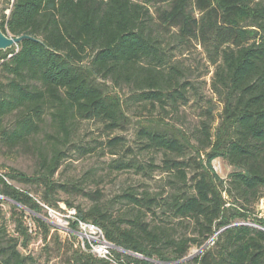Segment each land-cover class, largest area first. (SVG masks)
Returning a JSON list of instances; mask_svg holds the SVG:
<instances>
[{
	"label": "trees",
	"instance_id": "16d2710c",
	"mask_svg": "<svg viewBox=\"0 0 264 264\" xmlns=\"http://www.w3.org/2000/svg\"><path fill=\"white\" fill-rule=\"evenodd\" d=\"M4 4L0 30L30 38L0 51V151L35 150L46 187L41 199L50 201V177L79 121H95L108 133L147 112L135 135L140 153L152 154L150 161L121 158L111 167L166 173L158 193L124 190L120 197L131 208L121 217L99 204L74 207L108 242L143 258L112 251L108 261L78 246L65 264H264V219L255 212L264 197V0ZM193 46L213 67L210 92L221 105L214 129L216 106L188 80L190 68L181 60ZM115 89L125 93L120 97ZM191 99L198 119L189 133L152 116L159 110L177 114ZM41 133L47 138L36 143ZM121 146L119 138L107 140L111 155ZM157 154L160 164L154 163ZM215 158L231 167L226 180L214 171ZM14 171L0 172V195L17 203L20 208H12L20 213L39 212L43 203L6 181L30 180ZM156 214L174 224L146 220ZM35 221L46 237L52 226ZM15 229L27 239L21 222ZM193 246L200 252L186 260ZM27 259L0 219V264H28Z\"/></svg>",
	"mask_w": 264,
	"mask_h": 264
},
{
	"label": "rangeland",
	"instance_id": "374dc122",
	"mask_svg": "<svg viewBox=\"0 0 264 264\" xmlns=\"http://www.w3.org/2000/svg\"><path fill=\"white\" fill-rule=\"evenodd\" d=\"M5 1L0 0V9L5 5ZM181 60L186 68H190L188 80L193 81L198 92L207 98H211L216 106L214 129L218 124V113L221 105L210 92L213 67L208 64L202 49L198 46L191 47L182 55ZM114 91L120 97L125 93L117 89ZM197 108L198 105L194 99H191L188 105L177 114L159 110L154 112L152 116L157 120H162L167 126H173L180 131L189 133L197 123ZM145 117H149L145 111L140 116H131L129 123L123 128L108 133L95 121H79L75 125L67 148L64 149L63 160L56 172L50 177L53 184L49 194V202L41 199L46 187L43 181L39 179L38 158L32 147H29L28 151H21V153L4 154L0 151V172L11 173V169H14V172H20L28 177L30 180L13 178L6 179V181L16 189L28 192L40 204L59 208L61 203L65 204V201H68L72 207L79 206L83 210H87L94 204H99L113 216L121 217L131 208L120 197L124 190L131 188L138 193L143 190L158 193L165 188L166 173L158 169L151 174L142 175V173H135L132 169L118 171L111 167L113 160L121 158L135 157L143 164L150 161L152 154L140 153L135 135L139 123L145 120ZM114 137L119 138L122 146L119 154L111 155L107 147V140ZM46 138V134L41 133L36 139V143H40ZM82 147H91L93 150L84 153ZM124 155L125 157H122ZM153 156L154 163L160 164V156L158 154ZM211 165L216 174L224 180L232 170L221 158L213 159ZM97 196L98 199H96ZM12 204L19 207L17 203L0 195V219L3 221L8 235L17 239L18 249L28 258V264H65L69 250L76 249L78 246L81 247L82 240L58 227L55 224V219L47 216L43 206L39 212L21 208L24 213H20L18 209L12 208ZM255 212L259 218L264 219V197L256 205ZM35 218L47 219L46 222L52 226L46 237L43 228L36 223ZM151 218L155 223H164L167 226L174 224L167 223L169 219L159 214L146 216V220H151ZM19 222L27 228V239H22L16 232L15 225ZM199 252L200 249L191 247L186 260L192 259Z\"/></svg>",
	"mask_w": 264,
	"mask_h": 264
},
{
	"label": "built area",
	"instance_id": "2783aa9c",
	"mask_svg": "<svg viewBox=\"0 0 264 264\" xmlns=\"http://www.w3.org/2000/svg\"><path fill=\"white\" fill-rule=\"evenodd\" d=\"M42 206L45 208L47 216L55 219V224L58 227L73 237H79L82 240L81 248L91 253L94 257L112 261V251H117L141 258L136 253L125 251L108 242L98 226L91 222L81 221L77 217L74 207L67 206L64 203H61L59 208H51L47 205Z\"/></svg>",
	"mask_w": 264,
	"mask_h": 264
},
{
	"label": "water",
	"instance_id": "95a60500",
	"mask_svg": "<svg viewBox=\"0 0 264 264\" xmlns=\"http://www.w3.org/2000/svg\"><path fill=\"white\" fill-rule=\"evenodd\" d=\"M29 36H19V37H10L8 35H5L1 30H0V51H4L14 45H16L17 43H19L20 41L24 40V39H29ZM225 228V227H224ZM222 228V229H224ZM221 229V230H222ZM262 229V228H261ZM264 230V229H263ZM219 232V231H218ZM216 232V234L218 233ZM139 257L143 258L141 255L137 254Z\"/></svg>",
	"mask_w": 264,
	"mask_h": 264
}]
</instances>
